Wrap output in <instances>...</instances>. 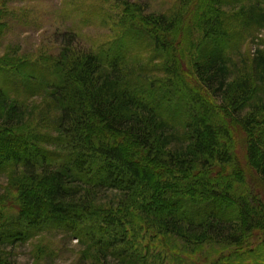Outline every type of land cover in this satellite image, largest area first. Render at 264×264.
<instances>
[{
    "label": "trees",
    "instance_id": "16d2710c",
    "mask_svg": "<svg viewBox=\"0 0 264 264\" xmlns=\"http://www.w3.org/2000/svg\"><path fill=\"white\" fill-rule=\"evenodd\" d=\"M120 1L130 17L112 43L78 50L64 33L58 57L1 58L0 264L5 248L51 232L95 264H157L153 235L193 254L220 246L202 264H264V200L245 189L247 177L264 188V52L244 72L232 58L264 30V0L147 15Z\"/></svg>",
    "mask_w": 264,
    "mask_h": 264
},
{
    "label": "rangeland",
    "instance_id": "374dc122",
    "mask_svg": "<svg viewBox=\"0 0 264 264\" xmlns=\"http://www.w3.org/2000/svg\"><path fill=\"white\" fill-rule=\"evenodd\" d=\"M128 1L131 5L140 7L147 15L172 12L177 9L179 0ZM253 2L254 0H246L244 5ZM194 12L197 10L192 13ZM234 13L236 12L233 10L229 11L231 15ZM0 15V21L7 25L0 46V70L4 68L1 63L5 59L1 58L5 56H9L15 63L18 58L39 62L42 57H58L64 33H74L77 36L75 49H99L118 39L120 32L116 34L115 26H119L124 17H130L121 7L120 0H0ZM257 49L264 52V30L246 33L239 50L232 54L235 69L246 71ZM143 56L153 64L160 63L161 66L162 61ZM146 60H143L142 64ZM153 77L157 80L167 79L163 71L156 72ZM0 80L8 83L4 75H0ZM15 86L19 87L20 84L15 83ZM43 102L44 98L41 96L31 100L29 105L32 110H36ZM243 146L241 143L238 145L241 155ZM242 165L247 168L244 162ZM8 183L6 176H0L1 197ZM245 189L264 200V188L258 179L253 181L247 177ZM9 197L14 199L15 194L10 193ZM10 209L4 213L8 214ZM150 239V246L145 243L144 248L154 257L157 264H178V258L182 259L181 264H202L216 257L217 251H222L218 245H205L193 254L184 250L183 244L178 240L161 239L154 235ZM83 251L84 247L76 240L64 233L51 232L44 233L25 245L7 247L1 252V256L10 264H95L88 257H83Z\"/></svg>",
    "mask_w": 264,
    "mask_h": 264
}]
</instances>
